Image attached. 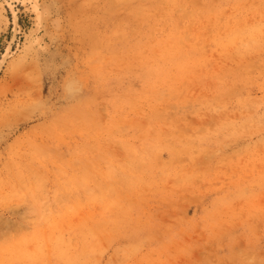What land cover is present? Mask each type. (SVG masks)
<instances>
[{
  "label": "rangeland",
  "instance_id": "374dc122",
  "mask_svg": "<svg viewBox=\"0 0 264 264\" xmlns=\"http://www.w3.org/2000/svg\"><path fill=\"white\" fill-rule=\"evenodd\" d=\"M0 264H264V0H0Z\"/></svg>",
  "mask_w": 264,
  "mask_h": 264
}]
</instances>
